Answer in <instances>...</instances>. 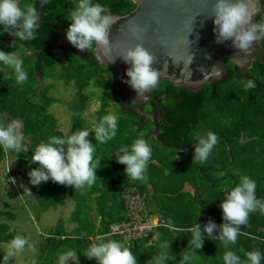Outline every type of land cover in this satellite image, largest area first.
I'll return each mask as SVG.
<instances>
[{"label": "trees", "instance_id": "obj_1", "mask_svg": "<svg viewBox=\"0 0 264 264\" xmlns=\"http://www.w3.org/2000/svg\"><path fill=\"white\" fill-rule=\"evenodd\" d=\"M41 2L42 0H21L20 6L24 8L31 5L38 12ZM77 2L78 0H55L51 3L37 36L30 41L17 40L13 43V38L7 33L0 36V50L23 59L22 67L28 74L24 83H17L14 68L0 64V125L6 126L12 120L23 123L21 147L8 151L0 149V163L5 154L10 153L28 173L31 167H35L29 165L28 161L36 146L52 136L63 138L77 130L93 128L113 105L118 117L116 136L104 144L95 141L94 133L90 132L88 137L95 144L94 160H101V167L96 173L97 180L91 186L74 189L52 181L42 182L39 186L31 185L41 207V214L63 206L68 196L75 202L70 223L76 227L68 232L64 224L58 226L45 249H53V255L63 249H76L80 260L86 261L82 254L93 242L89 238L100 235L106 240L113 239L126 247L131 246L138 264H149L159 253L160 244L167 241L171 243V254L175 256V261H168V264H180L190 238V234L185 231L162 226L156 228L149 237L129 245L123 239L109 235L110 226L124 220L126 208L121 195L128 188L146 194L156 206V210L151 212H155L165 223L171 220L174 229L181 230L192 226L201 211L202 215L197 221L201 226L209 219L217 225L221 224L222 211L218 205L224 198L222 189L231 190L239 182L241 175H248L256 181V196L264 200V66L255 62L248 76L244 77L235 65L227 63L225 77L198 93L176 87L170 82L162 84L156 92V98L167 112L166 122L161 126V131L164 132L161 138L167 142L160 143L152 136V123L145 124V116L141 117L135 111V108L145 107L119 99L117 72L102 67L94 50L87 52L88 57L74 51L72 56L70 51L69 63L61 67L57 53L48 41L59 40L60 30L71 23L67 20V12ZM93 3H99L111 14H127L136 7L133 0H93ZM262 5L263 11L257 20L264 16V0ZM261 44L264 49V42ZM13 46L23 49L22 53H13ZM43 48V74L45 70L50 71L49 78H56L60 82L64 81L65 85L72 86L79 98V103H74L75 114L69 134H63L57 118L49 111L56 101L50 96L55 85H45L46 77L43 78L42 93L39 94L37 56ZM58 70H61L60 74L57 73ZM246 80L255 81L256 87L248 89L243 83ZM91 86L100 92L102 103L101 110L95 116L96 122L89 127L82 112L91 99L87 95ZM148 105L151 108L155 106L152 103ZM209 131L218 136V143L206 162L193 163L194 148L191 151L187 149ZM138 138L145 139L150 145L152 156L145 169V178L132 180L125 175V166L117 163L112 155L121 147H130ZM175 147L184 149L180 161ZM148 207L151 209L149 200ZM12 214L0 210V246L16 237L11 227L1 222L2 219L12 218ZM240 232L242 234L238 236L236 243L230 244L228 248L219 241L205 240L203 248L197 250L196 255L187 253L192 256L189 264H223L222 257L226 251L239 255L245 264L247 252L258 249L264 254V214L259 211L250 213L247 225L241 226ZM57 259L52 258L51 264Z\"/></svg>", "mask_w": 264, "mask_h": 264}, {"label": "clouds", "instance_id": "obj_2", "mask_svg": "<svg viewBox=\"0 0 264 264\" xmlns=\"http://www.w3.org/2000/svg\"><path fill=\"white\" fill-rule=\"evenodd\" d=\"M212 9L213 31L217 43L230 41L235 50L251 54L257 44L264 42V16L253 22V17L259 15L255 0H214ZM67 20L71 23L66 30V39L74 48L88 52L100 47L106 53L112 52L108 34L116 17L108 9L99 3H93V0H78L75 6L68 10ZM39 27L40 17L36 8L31 5L22 8L20 0H0V36L7 33L13 38V43L17 40L26 42L36 37ZM135 34L136 30H133V35ZM119 56L126 64L131 65L125 72L128 79L124 82L138 97L148 99L147 93L156 88L162 76V71L152 67L155 56L141 44L127 49ZM23 63V59L0 50V64L14 68L15 79L21 84L28 79V74L22 67ZM188 63H191V59ZM243 83L248 89L256 87L253 80ZM117 123V117L109 114L91 129L77 130L63 138L52 136L46 142H41L28 161L29 165H35L27 173L29 184L39 186L42 182L52 181L74 189L91 186L97 180L96 173L101 167V160H94L96 148L88 139L90 132L94 133L96 142L104 144L116 136ZM22 128L23 123L20 120H12L6 126L0 125V149L8 151L20 148L23 140ZM218 139L211 131L202 135L198 142L194 143L193 163L206 162ZM180 150L183 151V147H180ZM112 156L117 163L125 166L124 173L127 177L143 180L152 150L145 139L138 138L130 147H121ZM20 187L24 189V193L32 195L28 187L23 184ZM256 188V181L248 175H241L239 182L231 190L222 189L224 198L218 205L222 211V223L219 225L209 219L201 226L197 221L202 211L196 222L186 229H174L171 220L164 223V228L190 234L188 248L183 253L180 264H189L192 256L187 253L196 255V251L203 248L205 240L219 241L225 248L235 244L238 236L242 234L241 226L248 223L250 213L259 211L264 214V200L257 198ZM89 239L93 242L82 254L86 259H94L96 264H138L131 246L126 247L113 239L106 240L100 235ZM26 245L35 252V248L28 244L25 237L18 235L11 239L0 258V264H9L10 259L23 251ZM246 258L247 264H261L264 254L257 249L247 252ZM79 259L75 251L69 250L59 256L58 264H79ZM222 259L223 264H245L233 251H226ZM168 261H175V256L171 254V243L165 241L160 244L159 253L149 264H168Z\"/></svg>", "mask_w": 264, "mask_h": 264}, {"label": "water", "instance_id": "obj_3", "mask_svg": "<svg viewBox=\"0 0 264 264\" xmlns=\"http://www.w3.org/2000/svg\"><path fill=\"white\" fill-rule=\"evenodd\" d=\"M54 1L42 0L38 10L40 27L44 23L48 6ZM133 2L136 7L131 12L112 14L116 17L108 34L112 52L106 53L103 48L95 47L94 54L102 67L117 72L120 98L130 101L133 105L154 104L155 111L152 116L159 119H162V115L165 116L166 111L156 98V91L166 82L198 93L225 77L227 63L235 65L244 77L248 76L255 62L264 66V49L261 42L254 47L251 54L235 50L230 41L217 43L212 17L214 0H133ZM255 2L260 14L263 11L262 0ZM258 16L253 17V22ZM66 30L61 31L62 43L73 47L66 39ZM133 30H136L135 35ZM48 44L58 54V61L65 65L67 63L65 48L51 39ZM137 44H141L155 56L156 60L152 67L162 71L161 80L156 88L147 93L148 99L138 97L137 93L124 82L128 79L125 72L131 65L126 64L119 55ZM44 50L45 48L37 56L39 94L42 93L44 78L41 62ZM78 52L83 54L85 51ZM190 59L191 63H188ZM143 114L142 111L141 115ZM155 138H160L158 128L155 130ZM175 148L180 161L184 150ZM193 148L194 146H191L187 151ZM229 154L231 156L230 150Z\"/></svg>", "mask_w": 264, "mask_h": 264}, {"label": "rangeland", "instance_id": "obj_4", "mask_svg": "<svg viewBox=\"0 0 264 264\" xmlns=\"http://www.w3.org/2000/svg\"><path fill=\"white\" fill-rule=\"evenodd\" d=\"M13 53L21 54L23 49L17 48L16 46H13L11 48ZM58 74H60V71H57ZM44 77L45 85H55V88L51 91L50 96L54 98L56 101L53 103V105L50 107L49 111L52 113L58 120L59 128L63 132V134H67L69 131V128H71L72 125V120H73V115L75 114L74 112V103H79V98L76 96L75 89L72 86H67L65 85L64 81H58L56 78H49L51 76V72L48 70L44 71ZM87 95L91 96V99L88 101L85 109L82 112V116L85 117L88 120L87 126L92 127L93 123L96 122V114L98 115V111L101 110V101H100V92L95 89L93 86H91L87 90ZM115 115L116 116V110L113 105L109 107L108 114L107 115ZM118 121V117H117ZM13 167H15L16 171V178H15V183L17 186L23 184L26 186L29 180V177L27 175L25 168L22 169L19 163H16L14 160V157H11L10 159ZM6 166L8 164L7 161ZM22 169V174L20 175L19 171ZM24 182L26 184H24ZM28 187V186H27ZM17 194H20L18 190L16 191ZM148 200H150V197H148ZM71 206L69 205H63L59 207L57 210L52 209L51 211L47 212V215L44 216L43 214L45 213H37L35 209H32V206L29 207H24L23 215L25 216L26 224H27V229L32 232L36 236V238H40L38 234H43V235H48L50 233L54 234L53 231L57 228L59 223H61L62 220H65L66 222H69L70 216H72V202ZM24 205V203L22 204ZM19 205L16 207H13L12 209H16L18 213L19 212ZM41 212V211H40ZM155 213V212H154ZM156 214V213H155ZM42 215V216H40ZM70 223V222H69ZM71 224V223H70ZM65 229L67 231H72L75 225H66L64 224ZM52 237V236H50ZM35 238V239H36ZM35 243H38L37 241ZM36 246H39V244H35ZM53 249H45V247H42L41 249H35V252L31 249L29 251L24 252H18L16 255L18 256L17 259H15L13 264H29V261L31 258H35L36 260L41 261L38 264H51L52 258H59V256L62 254V251H60L57 255H53L52 252ZM60 249H55V251H59ZM86 250V249H85ZM24 252V253H23ZM85 258V257H84ZM86 259V258H85ZM58 261V259H57ZM55 260L54 264L57 262ZM34 264H37L35 262ZM79 264H96V261L86 259L85 260H79Z\"/></svg>", "mask_w": 264, "mask_h": 264}, {"label": "crops", "instance_id": "obj_5", "mask_svg": "<svg viewBox=\"0 0 264 264\" xmlns=\"http://www.w3.org/2000/svg\"><path fill=\"white\" fill-rule=\"evenodd\" d=\"M0 156H1V154H0ZM11 157H14V156H12L10 153H6L5 158H3L2 162L0 163V210H2L4 212H8V213H13L12 214L13 217L9 218L7 220L2 219L1 222L7 223L11 227V231L14 232L16 234V236L19 235V236L25 237L28 240L29 245L33 246L35 249H41L42 247H45L47 245V243L49 242V238H53L54 236L51 235L52 233H50L48 235L38 234V236L40 237L38 239V238H36V236L34 234H32V232L30 230L27 229L25 216L23 215L24 207H29V206L33 205L34 207H32V209H35V211L37 213H40L41 207L37 202L36 194H35L34 190L32 189V186L30 184H27L25 187L28 186V188L31 190L32 195H28V194L24 193V189L22 187H20V185L19 186L16 185V183H17V182L15 183L16 171H15V167H13V165L10 164L11 163V161H10ZM0 158H2V157H0ZM14 160L16 161V163H18L15 157H14ZM5 161L8 162L7 166H6ZM22 169H24V168L22 167ZM22 169H20V171H19L20 175L22 174ZM25 173H27V172H25ZM14 176H15V178H14ZM28 183H29V180H28ZM24 184H26V183L24 182ZM17 190H18V192H20V194L16 193ZM70 202H72V214H73V212L75 210V202L71 196H68L66 198L64 205L67 204V205L71 206ZM149 202H150L151 211L156 210V206L153 203L152 198L149 200ZM23 203H24V205H22ZM17 205L21 206V207H19V210H20L19 212H21V214L18 213L16 211V209H12L13 207H16ZM57 209H54V210H57ZM43 215L46 216L47 212ZM40 216H42V215H40ZM65 220H62L58 226L65 224V223H66V225H73V224L69 223L70 220H69V222H66ZM75 227H76V225H75ZM50 236H52V237H50ZM62 239H65V237ZM36 241L38 243H35ZM35 244H39V246H36ZM6 247H7V244L0 246V258H2V256L4 255V252L6 251ZM29 249H31V251H32V248L29 247L28 245H26L24 248V252L29 251ZM69 250H71V249H63L62 253H65ZM74 251L77 252L76 249ZM17 258H18L17 255L12 257L9 261V264H13L15 259H17ZM41 261L36 260L35 258H31L29 261V264H34L35 262H37V264H38ZM55 264H58V261Z\"/></svg>", "mask_w": 264, "mask_h": 264}, {"label": "built area", "instance_id": "obj_6", "mask_svg": "<svg viewBox=\"0 0 264 264\" xmlns=\"http://www.w3.org/2000/svg\"><path fill=\"white\" fill-rule=\"evenodd\" d=\"M121 199L126 208L124 220L110 226V236L119 237L129 245L149 237L156 228L162 227L165 223L151 212L146 194L128 188L122 193Z\"/></svg>", "mask_w": 264, "mask_h": 264}, {"label": "flooded vegetation", "instance_id": "obj_7", "mask_svg": "<svg viewBox=\"0 0 264 264\" xmlns=\"http://www.w3.org/2000/svg\"><path fill=\"white\" fill-rule=\"evenodd\" d=\"M63 29H67V28H63ZM63 29H61L60 30V36H59V40L57 41V43L58 44H60L61 46H63L64 48H65V51H66V53H65V57L67 58V63H65V65H62L61 64V67L63 68V67H65L68 63H69V58H68V53L71 51V53L70 54H72V56H73V51L74 52H76V54H78V55H82V56H84V57H88V53H87V51H85L83 54L82 53H79L78 52V50L76 49V48H74V47H68L67 45H65V44H63L62 43V39H61V31L63 30ZM37 36V35H36ZM45 36V35H44ZM52 48V47H51ZM55 51V50H54ZM56 52V51H55ZM95 55V54H94ZM57 58H58V54H57ZM60 72H61V70H60ZM116 78H117V74H116ZM162 86V85H161ZM160 86V87H161ZM159 87V88H160ZM159 88L157 89V91L159 90ZM156 91V92H157ZM120 100H123V99H121V98H119ZM162 104V103H161ZM145 108H141V107H138V108H135V111H137V112H139V114H140V116L141 117H143V116H145V119H144V123L145 124H148V123H152V125H153V127H154V130H153V134H152V136L155 138V130H156V128H158V133L160 134V139L159 138H155V139H157L160 143H164V142H167V140H163L162 138H161V134H163L164 132H162L161 131V126L163 125V123L165 124V122H166V114H167V112L165 113V116H163L162 115V119H159L158 117H156V116H152V114H153V112L155 111V106L153 107V108H151L148 104H142ZM163 105V104H162ZM164 106V105H163ZM74 108V107H73ZM164 109H165V107H164ZM144 112V114L143 115H141V112ZM165 111H166V109H165ZM116 114H117V112H116ZM117 116V115H116ZM171 126V125H170ZM71 128H72V125H71ZM71 128H69V132L71 131ZM69 132L67 133V134H69Z\"/></svg>", "mask_w": 264, "mask_h": 264}]
</instances>
